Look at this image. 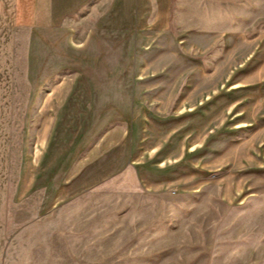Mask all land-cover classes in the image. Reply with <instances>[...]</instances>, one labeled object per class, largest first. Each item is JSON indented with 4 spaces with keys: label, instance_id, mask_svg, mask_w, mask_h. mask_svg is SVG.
<instances>
[{
    "label": "rangeland",
    "instance_id": "374dc122",
    "mask_svg": "<svg viewBox=\"0 0 264 264\" xmlns=\"http://www.w3.org/2000/svg\"><path fill=\"white\" fill-rule=\"evenodd\" d=\"M167 1L164 29L147 26L149 41L141 39L146 55L159 52L147 64L153 72L142 77L167 70L177 81L169 96L175 104L151 117L171 118V131L186 119L187 147L195 150L178 157L182 164L201 150V163L186 164L202 169L206 184L91 187L49 205L33 184L40 100L57 89V111L66 98L77 80L67 62L68 38L77 41L92 16L78 10L61 17L59 28L70 29L67 41L60 31L59 41L41 42L36 32L47 27L45 0H0V264H264V191L243 190L226 202L218 186L207 184L222 176L262 181L264 116L254 109L264 101V0ZM184 97L185 109L176 111ZM129 124L122 123L124 132ZM117 137L111 132L104 148L113 149ZM183 139H169L171 155L182 152ZM191 172L188 167V181Z\"/></svg>",
    "mask_w": 264,
    "mask_h": 264
},
{
    "label": "crops",
    "instance_id": "0c3cea01",
    "mask_svg": "<svg viewBox=\"0 0 264 264\" xmlns=\"http://www.w3.org/2000/svg\"><path fill=\"white\" fill-rule=\"evenodd\" d=\"M162 1L164 2L45 0L48 11L45 21L47 27L36 32L37 41L57 42L60 31L66 35L64 40L67 41L70 29L59 28V20L78 10H85L83 15L92 16V21L81 37L76 38L77 41L72 39L71 42L69 35L67 62L77 80L68 87L69 92L59 109L56 111L53 108L59 99L56 97L57 89H47L45 95L52 93V97L40 100L41 107L45 105V108L41 115V124L36 130L38 168L33 184L35 191L41 190L43 203L53 205L91 187L122 191H156L171 184L196 188L204 185V182L206 184L204 177L199 176L202 169L186 164V161L191 159L201 163V150L189 158L184 157L182 162L185 163L181 164L179 159L181 153L185 154L188 149L195 150L187 147L186 119L179 118L172 132L171 118L156 122L151 117L164 111L176 100L173 102L169 97L170 89H177V81L172 82L170 72L162 70L142 77L153 72L147 69V64L159 54L155 53L156 51L145 54L148 49H145L142 41H149L146 35L150 28L147 26L157 27L158 30L164 29L167 24L168 1ZM152 9L154 14L156 9L164 13L157 14L160 16L156 19L148 20L146 13ZM149 23L151 25H148ZM139 67L142 69L141 73ZM112 74L114 79L110 78L108 83L106 76ZM128 78L132 79L129 83ZM108 89L117 92L115 97L107 96L105 91ZM123 90L129 92L125 97ZM195 94L196 91L192 93L191 98ZM186 105L185 97L179 99L176 111L184 110ZM254 112H262L264 116V101L262 108H255ZM200 113L202 117L203 114ZM198 117L199 115H196L192 120ZM124 121L130 123L129 133L122 129ZM111 132L118 134L117 142L113 149L106 150L105 143ZM192 133L188 136H193ZM178 136L184 138L182 152L171 155L169 139ZM239 160H233L231 164L236 165ZM178 161L179 164H176ZM188 167L195 171L190 173L189 181ZM177 179L178 181H173ZM207 184L218 186L221 198L226 202L237 199L235 195L242 197L244 192L261 193L264 191V166L262 165V181L222 176Z\"/></svg>",
    "mask_w": 264,
    "mask_h": 264
}]
</instances>
